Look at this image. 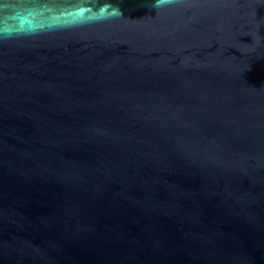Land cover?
<instances>
[{
  "label": "water",
  "instance_id": "95a60500",
  "mask_svg": "<svg viewBox=\"0 0 264 264\" xmlns=\"http://www.w3.org/2000/svg\"><path fill=\"white\" fill-rule=\"evenodd\" d=\"M0 264H264V0H0Z\"/></svg>",
  "mask_w": 264,
  "mask_h": 264
}]
</instances>
